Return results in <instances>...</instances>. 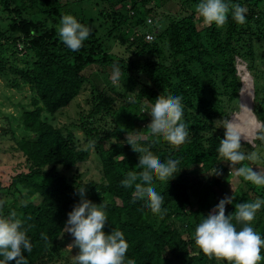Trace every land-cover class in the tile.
<instances>
[{"label": "trees", "instance_id": "16d2710c", "mask_svg": "<svg viewBox=\"0 0 264 264\" xmlns=\"http://www.w3.org/2000/svg\"><path fill=\"white\" fill-rule=\"evenodd\" d=\"M79 1L85 5L91 1L88 9L94 16L77 14L74 10L81 9L65 1L0 0L4 14L0 17V39L9 41L4 51L14 56L23 50L21 67L7 65L0 56V79L15 88L26 85L30 94V108L18 117L22 136L15 139L16 134L9 130L10 138L1 142L2 166L11 160L17 165L11 167L15 173L8 175V184L0 183V196L8 199L0 214L15 211L22 220L32 245L31 252L23 253L26 264H52L55 260L76 264L78 248L64 251L72 253L68 262L66 254L57 249L74 239L64 232V226L67 214L80 200L76 188L82 185H87L86 199L107 205L108 222L103 231L124 233L126 264L128 260L135 264H227L204 254L195 244L194 231L201 215L206 216L225 196L233 197V203L225 206L226 215L235 211L236 204L264 199V186L245 181L236 172L226 178L232 166L220 163L218 153L223 125L237 106L241 89L233 59L238 55L248 61L246 70L253 84L251 110L261 122L254 147L243 144L240 151L245 155L248 150L258 152L254 162L264 173V155L260 153L264 152V139L260 138L264 136V86L257 85L254 75L255 54L264 48L255 47L257 38L264 41V0H227L247 9L246 22L236 23L230 11L222 27L203 25L195 11L200 0H182L184 13L172 15L159 27L153 25L158 5L151 4L157 0ZM68 13L91 28L76 52L63 44L57 31L61 16ZM261 64L264 66V60ZM114 65L121 71L119 80L112 84ZM91 66L106 79L104 87H94L83 73ZM260 72L264 74V70ZM85 90L89 91V108L70 124L79 138L70 129L53 126L52 121ZM158 95L182 97V122L189 136L179 146L150 131L149 113ZM0 134L4 138L6 132ZM127 137L162 162L168 158L180 162L178 173L168 182L153 179L164 199L162 214H154L144 200L136 199L134 186L121 185L129 171H143L137 165L140 154L126 143ZM89 141H95L93 148H88ZM90 154L99 164L97 180L84 181L75 169L72 176L59 171L72 170ZM234 166L248 165L243 161ZM21 167L23 170L17 171ZM215 169L222 174L215 175ZM230 180H238L235 187L230 185L233 190L228 186ZM233 223L237 230L242 227ZM252 227L264 239V206L256 213Z\"/></svg>", "mask_w": 264, "mask_h": 264}, {"label": "clouds", "instance_id": "9594fccd", "mask_svg": "<svg viewBox=\"0 0 264 264\" xmlns=\"http://www.w3.org/2000/svg\"><path fill=\"white\" fill-rule=\"evenodd\" d=\"M196 13L203 22L211 26L215 24L222 27L226 24L231 11L232 19L238 24L246 22L247 9L239 4H231L227 0H200L195 5ZM60 40L73 52L79 51L83 42L91 34V28L82 25L71 14L61 16L57 28ZM120 68L113 66V79L119 80ZM240 90V88H239ZM250 111V109H249ZM151 121L148 124L153 135L162 136L169 144L179 146L186 142L189 132L187 125L182 122L183 105L182 97L173 95H158L152 105ZM224 138L220 140L218 153L230 167L247 160H257L256 153L245 155L240 151L242 134L237 130L238 125L233 120L225 121ZM264 139V136L260 137ZM244 139V137H243ZM134 152L139 153L138 167L143 171L139 173L129 171L121 185L125 188L134 186L136 199L144 200L147 207L154 214H162L163 196L158 193L153 184L154 177L160 181H169L177 174L179 160L168 158L164 162L146 147H137L136 140L128 138ZM95 141H89L88 148H93ZM47 169V168H46ZM45 169V171H46ZM180 171V170H179ZM215 175H221L215 169ZM236 175L256 186H264V173L253 170L248 166L236 169ZM139 181V182H138ZM87 185L76 188L80 200L73 206L64 226V232L74 239L67 245L69 251L78 248L75 255L76 264H126L125 255L128 244L124 233L113 229L106 234L103 229L108 222L104 209L106 204H95L86 199ZM233 203L232 196H225L204 216L194 231L196 246L206 255L216 257L227 264H259L264 260L261 249L264 248V239L252 227L256 213L264 206V199H257L251 203L243 202L235 205V211L226 215V205ZM5 204L0 200V209ZM233 220L241 224L237 230ZM47 239V237H44ZM24 251L31 252L32 245L25 230L22 220L15 211L7 216L0 214V264H26ZM127 264H135L128 260Z\"/></svg>", "mask_w": 264, "mask_h": 264}, {"label": "rangeland", "instance_id": "374dc122", "mask_svg": "<svg viewBox=\"0 0 264 264\" xmlns=\"http://www.w3.org/2000/svg\"><path fill=\"white\" fill-rule=\"evenodd\" d=\"M61 2H68L70 4L76 5V9H81L80 11L74 10L77 14L83 15L87 18H89L90 15L94 16V12L88 9L89 3L91 1H88V3L85 5L84 1L79 0H59ZM81 2V3H79ZM155 3L158 5L157 10V19L153 23L155 27H159V25H166L167 20L172 15H176L184 13L183 10H181V2L182 0H157L152 1V3ZM12 8V7H11ZM70 9V8H69ZM2 10V9H1ZM71 14V13H68ZM4 14L0 12V17H3ZM205 23H203L204 25ZM153 26V28H154ZM253 27V26H252ZM0 43L3 44L0 47V56H3L7 60V65L13 66H22V62L20 61V56L23 54V50H20V47L18 48V53L14 56L10 55V51H4V48L7 47L6 41H2L0 39ZM243 46L244 44L242 42H239ZM264 47V41L257 38V42H255V47ZM255 48V49H256ZM243 49V47H242ZM261 49V48H260ZM257 50V49H256ZM261 51H264V48L261 50H258L256 52V68L254 69V75L255 79H257V85L264 86V74L260 71L264 70L263 64H261V61L264 60V53L259 54ZM244 54V53H243ZM234 67L237 70L236 75L240 78L241 81V89L238 91V98H237V106L233 109V111L229 114L227 120H233L235 124L238 125V131L242 134L241 136V145L248 144L250 147H254V139L257 136V132L261 128V122H259L254 114L252 113V98H253V84H252V76L249 74V72L246 70V67L248 65L247 59H244L239 57L238 55L234 56ZM255 64V63H254ZM258 72V74H257ZM85 75L89 76V81L94 87L102 88L106 84V79L102 78V74H99L97 72V69L95 66H91L83 71ZM97 80V81H96ZM108 80V79H107ZM112 80V79H111ZM115 80H112L111 83L114 84ZM89 91L85 90L84 92H81L77 97H75L66 107L62 108L60 112L56 115L55 121H52V125L56 127L62 128V131H64V128L70 129L74 134H77L80 138V134L76 129H72L70 127L71 122H74L79 117V112L86 111L89 108L88 105V99H89ZM29 92L27 86L20 85L19 88L13 87L11 84H4V81L0 79V133H3L4 131L6 134L3 135L0 134V153H2V147L3 144L1 142H5L4 140H7L10 138V134L8 133L9 130L13 131V134L15 136V139H18L22 136L20 133V129H18L19 126V114L22 112V110L30 108L29 106ZM127 100H130V97H127ZM142 106L144 105V101L141 102ZM146 107V106H145ZM150 109V107H149ZM253 114V117L251 116V113ZM145 110V108H143ZM75 123V122H74ZM225 132V129H224ZM244 137V139H243ZM4 139V140H2ZM248 150L247 155L252 153H258L255 150L251 151ZM262 157H263V151H261ZM1 161V157H0ZM219 162L227 165L228 161H226L222 156L219 157ZM248 167L253 168V170H258L259 172H262V168L259 164L255 163L254 160H245ZM3 161L0 162V183L2 185L8 184V175L11 173H15L14 170L11 167H15L17 164H15L12 160L8 163V165L2 166ZM76 170L77 174L80 176V179L84 181L88 180H97L99 178L98 169L99 164L98 161L94 158L93 155H89L88 160H86L83 163H78L72 170H61L59 171L66 175V176H72L73 170ZM236 167L232 166V169L228 173L226 178H229L232 173L236 172ZM23 170L17 169V171ZM236 174V173H235ZM238 183V180L231 181L227 184L229 186L230 190H233L232 187H235ZM242 184V183H241ZM240 184V185H241ZM232 185V187L230 186ZM242 190H245V185L242 184L241 186ZM5 197L0 196V200H4L5 203H7L8 199H4ZM73 239H70L69 241L63 243L58 249V252H63L66 254V262L71 261L73 259L72 253L67 248V245L72 242ZM56 247V246H55ZM67 251V252H64ZM52 264H58V260L53 261Z\"/></svg>", "mask_w": 264, "mask_h": 264}, {"label": "water", "instance_id": "95a60500", "mask_svg": "<svg viewBox=\"0 0 264 264\" xmlns=\"http://www.w3.org/2000/svg\"><path fill=\"white\" fill-rule=\"evenodd\" d=\"M250 112V111H249ZM251 113V112H250ZM251 116L253 117V114L251 113ZM254 118V117H253Z\"/></svg>", "mask_w": 264, "mask_h": 264}, {"label": "built area", "instance_id": "2783aa9c", "mask_svg": "<svg viewBox=\"0 0 264 264\" xmlns=\"http://www.w3.org/2000/svg\"><path fill=\"white\" fill-rule=\"evenodd\" d=\"M146 38H147V39H150V37H148V36H147Z\"/></svg>", "mask_w": 264, "mask_h": 264}, {"label": "bare ground", "instance_id": "6f19581e", "mask_svg": "<svg viewBox=\"0 0 264 264\" xmlns=\"http://www.w3.org/2000/svg\"><path fill=\"white\" fill-rule=\"evenodd\" d=\"M240 77V76H239Z\"/></svg>", "mask_w": 264, "mask_h": 264}]
</instances>
